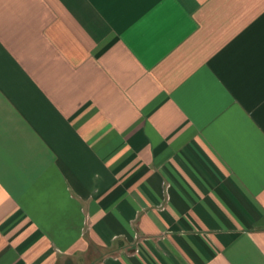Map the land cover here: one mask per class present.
Wrapping results in <instances>:
<instances>
[{
    "label": "crops",
    "instance_id": "1",
    "mask_svg": "<svg viewBox=\"0 0 264 264\" xmlns=\"http://www.w3.org/2000/svg\"><path fill=\"white\" fill-rule=\"evenodd\" d=\"M0 264H264V0H0Z\"/></svg>",
    "mask_w": 264,
    "mask_h": 264
}]
</instances>
